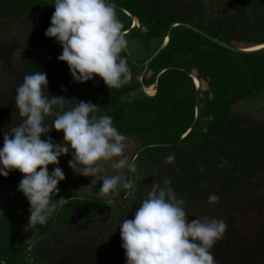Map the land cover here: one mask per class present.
I'll list each match as a JSON object with an SVG mask.
<instances>
[{
  "label": "trees",
  "instance_id": "16d2710c",
  "mask_svg": "<svg viewBox=\"0 0 264 264\" xmlns=\"http://www.w3.org/2000/svg\"><path fill=\"white\" fill-rule=\"evenodd\" d=\"M212 1L213 11L206 0H114L138 25L131 27V16L117 7V16L128 30V49L121 55L127 58L132 80L121 89H110L99 76L74 82L67 62L57 59L61 45L45 36L54 0H0V26L17 19L29 28L25 35L30 42L20 44L15 39L13 43L19 46L15 85L26 74L41 71L48 79L45 93L66 100L63 110L80 100L91 101L100 108L97 116L113 117L114 126L127 137L123 155L136 163L135 189L123 200L128 191L123 183L116 195L108 197H102L100 190L73 195L82 177L75 173L64 187L58 184L53 202L61 197L66 201L44 224L29 223L26 197L18 205L4 206L0 210V262L125 264L115 228L125 218H133L154 184L163 186L165 179H171L177 198L209 202V194L214 193L220 197L218 204L237 196L240 189L264 188V119L254 115V109L237 108L251 97L264 98V50L234 52L180 24L168 33L171 22L185 21L235 47L264 44V0H228L224 7L219 0ZM165 37L166 45L144 69L142 64ZM191 74L199 80L197 96ZM154 82V93L147 94L145 88ZM12 113L1 125L0 147L9 126L24 119L16 107ZM54 119L49 116L46 123L51 125ZM49 135L63 142L62 131L52 129ZM169 155L175 157L170 163L166 162ZM121 158L114 157L113 163ZM112 165L99 174L129 180L127 167ZM108 198L115 203L108 205Z\"/></svg>",
  "mask_w": 264,
  "mask_h": 264
},
{
  "label": "clouds",
  "instance_id": "9594fccd",
  "mask_svg": "<svg viewBox=\"0 0 264 264\" xmlns=\"http://www.w3.org/2000/svg\"><path fill=\"white\" fill-rule=\"evenodd\" d=\"M53 6L45 36L61 45L57 59L67 62L73 81L83 83L99 76L110 89L129 84L132 71L121 55L128 49L127 30L117 16L114 0H54ZM45 90L48 92L46 73L24 76L15 97V107L24 119L9 126L0 147V176L7 177L13 170L23 174L17 188L29 201L28 219L33 226L46 223L66 201L61 197L53 202L52 198L65 179L62 168H48L49 164L59 165L61 156L70 154L69 167L83 176L102 173L99 162L113 157H123L113 168L136 170L135 160L129 162L123 155L127 137L114 126L112 116H97L100 108L91 101L80 100L63 110L64 97L51 96ZM57 106L60 111L55 110ZM49 116L55 117L51 125L46 123ZM52 129L63 132V142L53 140L49 135ZM174 159L169 155L166 162ZM100 180L102 197L116 195L121 183L125 189H135L134 180L120 175L100 176ZM170 185L171 179H165L163 186L154 184L133 218L119 224L125 264H216L211 249L224 237L227 222L208 217L189 221L186 200L177 198ZM219 200L217 194L208 196L210 204ZM106 203L115 201L108 198Z\"/></svg>",
  "mask_w": 264,
  "mask_h": 264
},
{
  "label": "rangeland",
  "instance_id": "374dc122",
  "mask_svg": "<svg viewBox=\"0 0 264 264\" xmlns=\"http://www.w3.org/2000/svg\"><path fill=\"white\" fill-rule=\"evenodd\" d=\"M219 1L222 2L223 7L228 2V0ZM206 3L209 9L213 11L214 2L206 0ZM27 30H29L27 24L17 19L0 26V128L6 120L8 121V118L11 119L13 108H15L16 88L18 87L15 83L18 78L14 68H17L19 46H14L13 43L15 39L20 44L30 42L25 35ZM145 91L151 94L154 89L149 86L145 88ZM242 106L244 111L254 109L252 113L264 119V98L262 95L251 97L237 104L239 109ZM71 158L70 154L63 155L59 158V165H48L49 171L56 166L62 168L65 179L59 182L61 187H64L66 182L75 174L68 165ZM113 162L114 157L112 160L99 162L103 168V174ZM100 176L101 174L92 177L82 175L77 187L72 191L73 195L93 194L94 191L100 190ZM22 177L23 174L19 170L10 171L7 177L0 176V210L9 204L18 205L24 200L25 195L17 188ZM143 178L145 179V176ZM245 190L243 192L240 189L237 196L234 194V197L221 204H210L209 202H201V200H194L192 203V201L186 200L184 205L185 211L192 216L189 221L196 217H208L223 219L227 222L229 227L224 237L217 241L211 249L216 264H264V188ZM194 205L197 206L194 207ZM196 214L199 215L195 216ZM114 236L122 243L119 227L115 228ZM120 248L125 263V250L121 245ZM59 264H75V262L74 260H67Z\"/></svg>",
  "mask_w": 264,
  "mask_h": 264
},
{
  "label": "water",
  "instance_id": "95a60500",
  "mask_svg": "<svg viewBox=\"0 0 264 264\" xmlns=\"http://www.w3.org/2000/svg\"><path fill=\"white\" fill-rule=\"evenodd\" d=\"M118 8H120V9H122L127 15H129V16H131V18H132V26L131 27H133V26H136L137 25V20H136V18L133 16V15H131V13H129L128 11H126L124 8H122V7H120V6H117ZM178 24H180V25H183V26H185V27H188V28H190V29H192V30H194L195 32H198V33H200V34H202L203 36H205V37H207L209 40H211V41H213V42H215V43H217V44H219V45H221V46H223V47H225V48H227V49H229V50H231V51H234V52H242V53H253V52H257V51H260V50H264V44H262L261 46H259V47H257V48H250V49H248V48H239V47H235V46H233V45H231V44H229V43H227V42H224V41H221V40H219V39H217V38H215V37H212L211 35H208V34H206L205 32H203L201 29H199L198 27H196V26H194V25H192L191 23H188V22H185V21H173V22H171L170 24H169V26H168V33H169V31L171 30V28L173 27V26H175V25H178ZM131 29V28H130ZM128 31V30H127ZM167 40H168V37H165L164 38V40H163V43L157 48V50H155L146 60H145V62L142 64L143 66H144V69H145V67H146V65H147V63L159 52V50L160 49H162L165 45H166V43H167ZM191 76H192V78H193V80L195 79L196 81H197V83L194 81V83H195V85H196V96H197V94H198V87H199V80L197 79V77L195 76V75H193V74H191ZM155 86H156V82H154L153 83V87H154V91H155ZM146 92V91H145ZM147 94H149L148 92H146ZM154 93V92H153ZM152 94V93H151ZM195 113H196V116H197V114H198V109L196 108L195 109ZM142 149V148H141ZM140 149V150H141ZM140 150H138V151H140ZM137 151V152H138ZM137 154V153H136ZM135 154V155H136ZM135 155L133 156V158L135 157ZM132 158V159H133ZM133 174H132V172H130V174H129V180H132L133 179ZM129 192H130V190L128 189V191H127V193H126V195L123 197V198H121V199H124L125 197H127L128 195H129Z\"/></svg>",
  "mask_w": 264,
  "mask_h": 264
},
{
  "label": "bare ground",
  "instance_id": "6f19581e",
  "mask_svg": "<svg viewBox=\"0 0 264 264\" xmlns=\"http://www.w3.org/2000/svg\"><path fill=\"white\" fill-rule=\"evenodd\" d=\"M259 46H261V45H257V46H252V47H249L248 49H250V48H257V47H259ZM194 81L197 83V81L194 79Z\"/></svg>",
  "mask_w": 264,
  "mask_h": 264
}]
</instances>
